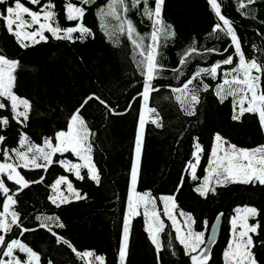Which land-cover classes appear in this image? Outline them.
<instances>
[{
  "label": "trees",
  "instance_id": "1",
  "mask_svg": "<svg viewBox=\"0 0 264 264\" xmlns=\"http://www.w3.org/2000/svg\"><path fill=\"white\" fill-rule=\"evenodd\" d=\"M32 10H39V5L27 3ZM48 0H41L47 3ZM55 4L52 11L57 13L60 26H75L77 22L66 20L65 4L79 0H51ZM109 0H92L83 5L85 15L83 23L92 30L93 35L83 40L76 39L79 33L73 34V40H58L45 31L47 42L24 48L13 35L6 30L5 22L0 20V54L18 61L13 72V92L20 98L31 102V111L27 126L18 124L13 119L10 101L0 98L6 107L0 109V117L8 118L7 126H0V135L6 137L0 145V161H4L2 149L18 147L20 132L26 133L31 142L42 145L45 137H54L59 130H67V123L74 109L91 94L105 101L111 109L93 99L84 109V116L90 129L89 142L92 144V158L98 169L100 182L97 184L88 178L87 169H81L83 180L76 179L74 173L65 170L56 161L61 159L78 160L73 154H56L54 163L45 172L42 169H25L18 167L27 181L39 180L41 183H30L28 187L17 192L19 188L14 181L3 176L9 194L17 203L10 211L19 213V227L13 225L6 236V241L19 239L31 247L39 257V264H101L94 256H103V264H119V249L123 238V226L127 213L130 172L134 160L135 138L138 130L139 116L144 104L140 93L143 91L145 77L137 67L142 59L137 49L128 39L126 33L116 29L118 21L111 16L101 17L100 8L107 9ZM224 6L226 13L239 24L232 26L240 39L246 59L255 58L264 63V0H255L241 9V0H217ZM133 5V0H125L127 11L120 9L121 18L130 19L139 34L151 32V21L143 14L145 8H154V0L145 4ZM7 6H13V0L0 5V12ZM222 14V12H221ZM162 16L165 24L172 25L174 37L161 39L158 48V61L163 65L153 86L156 91L150 93L148 107L155 108L161 125H145V132L140 160L139 178L136 189L149 192L155 200V210L164 229L158 233L159 251L152 242L148 228V218L144 212L132 217L129 227L128 248L124 264H192L184 245L177 239L176 227L172 220L164 215L165 196L175 195V212L186 229V216L192 217L191 229L203 232L206 242L210 226L219 214H222L220 235L212 245L206 264H226L224 252L232 238V217L236 209L244 206L256 207L260 213L250 224L257 220L261 223L259 236L253 235L254 242L264 241V185L228 183L224 186L212 185L215 192L206 196L195 191L207 175L208 164L215 145V135L219 133L226 141L239 148L252 149L264 146V129L261 128L258 115L245 113L240 120H233L239 107H234V98L229 96L221 101L216 95V86L223 83V73L238 65L234 55L231 38L224 31L212 33L215 24L220 23L209 0H164ZM227 18V17H226ZM25 19H29L25 15ZM105 25L102 27L101 25ZM250 27L254 28L251 29ZM30 30L35 29L29 28ZM112 33V35H109ZM28 43V41H25ZM150 43L146 37L145 48ZM195 44L197 52L189 57L186 65L178 61L183 53ZM228 48V52L223 50ZM206 49H214L212 52ZM234 55L233 65H222L216 79L201 74L194 85L200 88V102L196 105L194 115H189L180 102L176 100L173 89L182 87L183 83L200 67L210 68L216 61ZM179 71H173V69ZM183 75H180V73ZM253 74H256L255 72ZM231 79V77H227ZM208 84L204 91L202 84ZM227 87V86H226ZM264 88V75L261 78ZM23 111V106H20ZM155 118L154 116L150 117ZM21 120L23 118L21 117ZM53 144L56 143L53 139ZM199 142L203 151L196 168L198 179L193 180L188 164L196 163L193 153ZM227 147V145H223ZM9 160L16 164L15 154ZM69 177L73 187L85 199L75 200L60 207L52 204L49 197L53 193L51 185L59 176ZM182 183L179 192L177 186ZM6 196L0 192V212ZM38 216H58L64 228L51 223V231L41 227ZM10 219V217H9ZM22 229H27L20 235ZM251 235V234H250ZM63 237L71 248L58 238ZM205 245L197 250L203 252ZM75 248V252L72 250ZM6 248H0V258ZM92 252L93 257H81L77 253ZM258 264H264V246L253 248ZM13 255L21 260L27 259L26 253L13 250Z\"/></svg>",
  "mask_w": 264,
  "mask_h": 264
},
{
  "label": "snow or ice",
  "instance_id": "2",
  "mask_svg": "<svg viewBox=\"0 0 264 264\" xmlns=\"http://www.w3.org/2000/svg\"><path fill=\"white\" fill-rule=\"evenodd\" d=\"M92 0H79L81 6H77L76 3L68 2L65 4L66 20L69 22H77L75 26L61 27L57 21V13L52 11L56 6L51 0L47 3H41V0H27V3L32 5H39V10H32L25 5L22 0H13V6H7L2 12H0V20L5 22L6 30L9 34L13 35L17 43L24 48L33 46L41 41L47 42L48 37L44 35L45 31L58 40H73V34L79 33L76 39L83 40L87 36L93 35L92 30L84 25L83 17L85 15V8L83 5H88ZM145 4L148 0H143ZM248 4L254 3L255 0H247ZM7 3V0H0V5ZM141 0H133V7L140 4ZM212 9L219 21H222L223 27L220 23L214 25L212 33L224 31L226 35L231 38V46L234 47V55L238 57V65L231 68L230 71L223 73L225 77L223 83L216 86V95L223 101L229 96L234 98V107L238 106L239 111L234 113L232 119L240 120L245 113L257 114L261 125L264 129V88L261 87V78L264 75V63H258L257 59H246L245 53L242 50L241 42L236 32L233 29L231 21L221 14V3L217 0H209ZM154 8L148 7L144 10V15L151 21V32L141 35L137 32L134 23L127 18H121V14L118 9L126 12L125 0H109L107 9L100 8L99 13L101 17L111 16L118 21L116 29L121 33H126L131 43L139 49L142 59L137 61V67L141 71V75L145 77L143 84V91L139 95L142 96L144 101V109L141 111L138 121V130L135 138V161L132 165L130 172V180L132 186V192L135 193V186L139 178L140 160L142 155V145L145 132V125L152 123L157 127L162 126L159 115L156 113L155 108H149L148 101L150 93L156 91L153 86V80L157 78L159 72L163 69V65L158 61L159 55L158 48L160 47L161 39L167 40L170 37L175 36L172 25L165 24L162 16L164 0H154ZM246 4L241 0L239 7L241 9L246 8ZM25 15L29 19H25ZM15 25V28L13 27ZM35 27L33 31H26L28 28ZM105 27V25H101ZM112 35V33H109ZM38 37V39H37ZM150 40V43L145 48V38ZM25 41H28L26 43ZM208 52L214 51V49H206ZM228 52V48L223 50ZM197 52L195 44L189 47L183 55L180 57L178 63L180 66L188 63L189 57ZM234 55L230 54L221 61H216L210 68L200 67L194 74H192L182 85L173 89L176 95V100L180 102L181 106L185 108L189 115H194L196 105L199 104V91L200 88L193 86L194 81L201 77V74L210 75L213 79H216L218 69L222 65H233ZM18 61L6 58L5 55L0 54V98H4L10 101L11 111L13 119L22 126H27L29 114L31 111V102L27 98H20L13 92V81L15 79L13 72L18 66ZM173 71H179V69H173ZM256 74H253V73ZM180 75H183L181 72ZM231 77L228 79L227 77ZM227 86V87H226ZM204 91H207L209 85L202 84ZM93 99L104 104L109 111L111 109L105 101L101 100L99 96L94 93L89 95L75 108L70 115L67 130H59L54 134V137H45L42 145L36 144L30 141L29 136L20 132L18 139V147L2 149V156L4 162L0 163V192L6 196L3 202V211L0 212V232L9 233L13 230V225L19 227L20 219L19 213L15 210L10 211L17 201L13 198L16 193L9 194V188L6 187L3 176L6 175L8 181H14L19 186L17 192L22 191L28 187L30 183H41L44 177L41 176L39 180L27 181L17 171L18 167L25 169H42L45 172L54 163L53 157L56 154L63 156L65 153L73 154L82 163H72L67 159H61L56 161L65 168L66 171L74 173L76 179L83 180L85 177L81 175V169H87L88 178L95 181L97 184L100 182V176L98 169L96 168L92 160V144L89 142L90 129L88 124L82 115V109L92 101ZM247 104V107L244 105ZM20 106H23V111H20ZM6 107L5 103L0 102V109ZM154 116L155 118L150 117ZM21 117L23 120H21ZM9 123L7 117H0V126H7ZM2 130V129H0ZM53 139L56 143L53 144ZM6 137L0 135V145ZM215 147L212 149V157L208 164L207 175L204 177L203 183L195 189L202 196H206L209 192L214 193V185L224 186L228 183H244L264 185V146H257L252 149L239 148L234 144L226 141L219 133L215 135ZM227 145V147H222ZM203 151L199 142L195 144V151L193 156L196 163L191 161L188 164V169L191 171L192 179H198L196 174L197 165L200 162V154ZM12 153L15 154V158L22 163L14 164L8 161L12 159ZM222 153V154H221ZM62 184L67 185V192L75 200H81L86 198L85 195H81L77 191L72 182L64 175L59 176L58 179L51 185L54 192L58 195L50 196L52 204L60 207L62 204L70 203L68 196H64L59 192V186ZM182 188V183L177 186L176 191L179 192ZM162 200L165 203L164 215L168 216L172 220L173 226L176 227L177 239L184 245L186 253L190 256L192 264H206L209 259L208 253L201 252L199 255L197 250L201 245H205L204 233L193 232L191 229L192 217L190 214L181 212V216H186V223H188L187 234L182 233V229L177 226V220L173 216L172 209L175 208V195L163 197ZM171 203L172 207H168ZM152 205L153 211L151 213L153 223L149 227V233L151 235L152 242L156 245L157 250L160 249V243L158 240V233L164 229V223L159 218V214L155 209V200L149 193L139 194L134 196L129 195L128 198V214L124 221L123 226V239L119 249V259L121 264H124L127 248H128V236L130 220L133 216L139 214L138 210L143 206L144 215H148V206ZM236 215L232 217V232L233 239L228 245V249L224 252L226 264H258L256 255L253 252V248L257 246H264V241L254 242L253 235L259 236V229L261 223L259 220L255 224H250L249 219H255L260 215L258 209L252 206L238 207ZM10 217V219H9ZM37 220H42L41 227L48 228L51 231V223H55L56 227L64 228L65 225L59 222L58 216H38ZM27 229H22L20 235H23ZM251 234V235H250ZM58 242L67 244L70 248L71 244L63 237L58 238ZM0 248H6L3 252V256L12 257V259L5 260L0 258V264H32L36 261L39 264L40 257L33 251V249L22 243L19 239H11L10 242L6 241V236L0 234ZM18 249L21 253L27 254V260H21L13 255V250ZM75 252V248H72ZM81 257H93L94 253L84 252L77 253ZM96 261L103 264V256H94Z\"/></svg>",
  "mask_w": 264,
  "mask_h": 264
},
{
  "label": "rangeland",
  "instance_id": "3",
  "mask_svg": "<svg viewBox=\"0 0 264 264\" xmlns=\"http://www.w3.org/2000/svg\"><path fill=\"white\" fill-rule=\"evenodd\" d=\"M14 28H15V25L13 26ZM35 27H38V25H36ZM33 30H35V29H33ZM33 30H30L29 28L28 29H26V31H33ZM37 39H38V37H37ZM245 107H247V104H245L244 105ZM144 109V104H143V106H142V110ZM222 147H224V146H222ZM222 154V153H221ZM92 156V155H91ZM211 159H213V157H211ZM210 159V160H211ZM67 160H69V161H71L72 163H82V161H80V160H72L71 158H67ZM92 160H93V158H92ZM134 161H135V150H134V160H133V163H134ZM4 161H0V163H3ZM9 163H12L11 161H8ZM94 162V161H93ZM19 163H22L21 161H18L17 160V163L16 164H19ZM195 163V162H194ZM17 171L18 172H20L19 171V168H17ZM21 174V173H20ZM22 175V174H21ZM23 176V175H22ZM24 177V176H23ZM67 178H68V180H69V177L68 176H66ZM59 192L60 193H63V195L64 196H68L69 198L70 197H72V196H70L69 195V193L67 192V185L66 184H62V185H60L59 186ZM136 193H139V194H143V193H149V192H140V191H138L137 189H136V186H135V193H133L132 192V186H131V181H130V190H129V195L131 194V195H135ZM56 195H58V193L57 192H54L53 191V193H52V195L51 196H56ZM151 196V195H150ZM165 197H167V196H165ZM168 207H172V205H171V203H169L168 204ZM155 210V209H154ZM140 211H142V212H144V208H143V206L138 210V212H140ZM152 211H153V207H152V205H149L148 206V215L146 216L147 218H148V228L150 227V225L153 223V221H152V216H151V213H152ZM156 211V210H155ZM172 212H173V216L175 217V219L177 220V226H179L181 229H182V233L183 234H187V230H188V225L186 224V229H185V227H184V225H183V223L181 222V220H180V218L178 217V215L176 214V212H175V210H174V208L172 209ZM127 214H128V206H127V213H126V216H127ZM132 219V218H131ZM130 222H131V220H130ZM130 227V226H129ZM194 232V231H193ZM123 239V238H122ZM232 239H233V232H232V238H231V241H232ZM100 256V255H99ZM25 260H27V259H25ZM225 262H226V260H225ZM32 264H36V261H33L32 262ZM119 264H121V261H120V263Z\"/></svg>",
  "mask_w": 264,
  "mask_h": 264
},
{
  "label": "water",
  "instance_id": "4",
  "mask_svg": "<svg viewBox=\"0 0 264 264\" xmlns=\"http://www.w3.org/2000/svg\"><path fill=\"white\" fill-rule=\"evenodd\" d=\"M221 12L225 17H227L233 24H239L235 20H233L224 10V6H221ZM251 29L254 30V28L250 27ZM221 225H222V214H219L216 219L213 221L212 225L210 226L209 233L207 240L205 242V247L203 252H207L208 256L211 252L212 245L217 242L219 235H220V230H221Z\"/></svg>",
  "mask_w": 264,
  "mask_h": 264
}]
</instances>
